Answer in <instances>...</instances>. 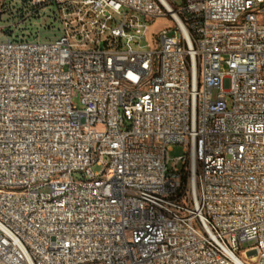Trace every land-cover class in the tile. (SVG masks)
<instances>
[{
	"label": "built area",
	"instance_id": "1",
	"mask_svg": "<svg viewBox=\"0 0 264 264\" xmlns=\"http://www.w3.org/2000/svg\"><path fill=\"white\" fill-rule=\"evenodd\" d=\"M175 1L9 11L0 264H264V0Z\"/></svg>",
	"mask_w": 264,
	"mask_h": 264
},
{
	"label": "rangeland",
	"instance_id": "2",
	"mask_svg": "<svg viewBox=\"0 0 264 264\" xmlns=\"http://www.w3.org/2000/svg\"><path fill=\"white\" fill-rule=\"evenodd\" d=\"M22 1L23 0H0V7L3 5V7H4L3 11L7 12L5 15H0V26H6L8 23H18V24H21L22 26H24L25 28L27 27V30L32 37H35L37 34H40L45 39H52L56 35L58 36V34L60 33V29H61V23L59 20L54 21L55 16L53 15V13L58 12L56 6L50 5V6L42 8L40 11V15L43 16L42 20L37 21V20L33 19L32 25H31L30 24L31 22L25 23L22 20V18H20L17 15L10 14V12H9V11H13V10H15L17 12V10L20 9L22 6ZM27 1H31V0H27ZM175 5H176V7L181 6L182 0H176ZM40 23L43 26L42 31H37ZM161 24H162V22H158L153 27V30L158 28ZM146 40L148 41V36H147ZM145 44L146 43H144V45ZM74 104L76 106H78V108H81L79 99H75ZM183 154H184V147L181 145H174L172 147V151L169 153V157H170L171 162L176 157H179ZM92 170L95 173L100 172L102 170V167L93 166ZM75 178L77 180L80 179L79 176H76Z\"/></svg>",
	"mask_w": 264,
	"mask_h": 264
}]
</instances>
